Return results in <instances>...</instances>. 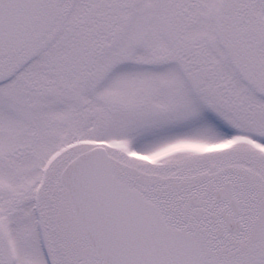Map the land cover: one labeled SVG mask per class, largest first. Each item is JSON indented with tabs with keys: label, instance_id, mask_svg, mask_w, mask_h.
Segmentation results:
<instances>
[{
	"label": "snow or ice",
	"instance_id": "snow-or-ice-1",
	"mask_svg": "<svg viewBox=\"0 0 264 264\" xmlns=\"http://www.w3.org/2000/svg\"><path fill=\"white\" fill-rule=\"evenodd\" d=\"M0 264H264V0H0Z\"/></svg>",
	"mask_w": 264,
	"mask_h": 264
}]
</instances>
